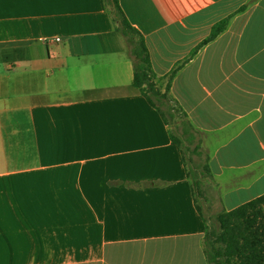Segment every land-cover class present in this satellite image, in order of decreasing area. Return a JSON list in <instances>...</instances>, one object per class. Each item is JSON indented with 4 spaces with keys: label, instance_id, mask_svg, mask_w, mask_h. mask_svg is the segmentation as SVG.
Listing matches in <instances>:
<instances>
[{
    "label": "crops",
    "instance_id": "1",
    "mask_svg": "<svg viewBox=\"0 0 264 264\" xmlns=\"http://www.w3.org/2000/svg\"><path fill=\"white\" fill-rule=\"evenodd\" d=\"M119 1L201 134L217 215L264 195V0ZM117 26L105 0H0V264H209Z\"/></svg>",
    "mask_w": 264,
    "mask_h": 264
},
{
    "label": "trees",
    "instance_id": "2",
    "mask_svg": "<svg viewBox=\"0 0 264 264\" xmlns=\"http://www.w3.org/2000/svg\"><path fill=\"white\" fill-rule=\"evenodd\" d=\"M105 2L118 25L117 30L129 41V50L134 61V85L141 90L153 106L158 108L165 121L170 123L168 115H171L173 119L176 117V114L169 113L174 110V105L168 99L170 84L168 83L165 92L157 89L154 81L156 74L152 68L150 53L144 37L131 25L119 0H105ZM132 35L139 36L138 45H134L135 39ZM154 98L162 101L166 106L168 102L170 111L167 113ZM177 130L184 139L174 128L171 136L183 150L197 207L204 215L199 205L197 191L200 189L202 176L209 178L211 175L208 158L204 161L201 134L189 120H185ZM216 219L217 229L210 231L208 226L204 241L209 264H264V195L229 211H222Z\"/></svg>",
    "mask_w": 264,
    "mask_h": 264
},
{
    "label": "rangeland",
    "instance_id": "3",
    "mask_svg": "<svg viewBox=\"0 0 264 264\" xmlns=\"http://www.w3.org/2000/svg\"><path fill=\"white\" fill-rule=\"evenodd\" d=\"M228 20L229 19H225V20L217 23L213 27L211 33L205 39H203L197 46H195V48L192 51V55H194V53H196V51L201 46H203L204 44H206V43L210 42L211 40L215 39L227 27ZM220 28H221V30H220ZM132 36L135 39V42L134 41H132V42H134V45H138L137 43L139 42V36H137V35H135V36L132 35ZM124 39H125V41L127 43V46L129 47V45H128L129 41L126 39L125 36H124ZM174 72L175 71L172 72V75L170 76V78L173 76ZM155 76H154V81L156 83L157 89H160V91L165 92V90H164V83H165V81H162V83H161L160 80H157V77H155ZM151 95H153V94L151 93ZM154 99L156 100V102H157V104L159 106H161L162 108H164L167 111V113L170 111L168 102H167V106H166L165 104L162 103V101L158 100L157 98H154ZM168 99L170 100V103L172 105H174V110H171L172 112H169V113L176 114L175 119L171 118V115H168L169 119L171 120L170 121V125H171V128L172 129L174 128L177 131V133H178L177 128L180 127V126H182V123L185 120H187V117L183 114V112H181V109L177 106V104H175V101L172 100L169 97V94H168ZM178 134L180 136H182L180 133H178ZM182 138H183V136H182ZM210 180L211 179H209L208 177L202 176L201 186H200V189H198V191H197V195L199 196V198H198L199 199V205H201V207L203 209V212L205 214V217L207 219V224L209 226V230L210 231H214L218 227V223H217L216 217H217V213L220 211V206H219L218 201H216L215 199L212 198L213 197V192L211 191V187H212L211 185H212V183H211ZM205 193H206V196L208 197V199L211 200V198H212V200L210 201V205L206 204V202L204 200V194Z\"/></svg>",
    "mask_w": 264,
    "mask_h": 264
},
{
    "label": "built area",
    "instance_id": "4",
    "mask_svg": "<svg viewBox=\"0 0 264 264\" xmlns=\"http://www.w3.org/2000/svg\"><path fill=\"white\" fill-rule=\"evenodd\" d=\"M56 40H59V38H57Z\"/></svg>",
    "mask_w": 264,
    "mask_h": 264
}]
</instances>
